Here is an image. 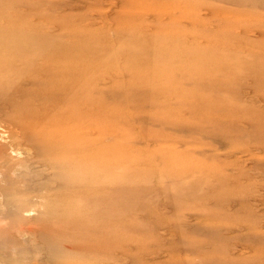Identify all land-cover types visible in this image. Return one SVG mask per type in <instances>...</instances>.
I'll use <instances>...</instances> for the list:
<instances>
[{
    "label": "rangeland",
    "instance_id": "374dc122",
    "mask_svg": "<svg viewBox=\"0 0 264 264\" xmlns=\"http://www.w3.org/2000/svg\"><path fill=\"white\" fill-rule=\"evenodd\" d=\"M0 148V264H264V5L0 0Z\"/></svg>",
    "mask_w": 264,
    "mask_h": 264
},
{
    "label": "bare ground",
    "instance_id": "6f19581e",
    "mask_svg": "<svg viewBox=\"0 0 264 264\" xmlns=\"http://www.w3.org/2000/svg\"><path fill=\"white\" fill-rule=\"evenodd\" d=\"M232 1H234V0H232ZM254 4H263L264 5V0H251ZM167 9V8H166ZM182 13H184V11L182 12ZM146 24V23H145ZM135 32H137V31H135ZM140 33V32H139ZM144 34V33H143ZM140 36V35H139ZM133 37H134V35H133ZM129 39V38H128ZM136 39V38H135ZM135 39H133V40H135ZM128 41V40H127ZM142 41V40H141ZM125 43V42H124ZM138 43V42H137ZM149 43V42H148ZM134 44V43H133ZM7 45H8V42L5 40V46L7 47ZM139 45V44H138ZM47 53H50V52H47ZM52 54H55V53H52ZM132 54V53H131ZM44 55H46V54H44ZM125 55V54H124ZM128 55V54H127ZM64 56V55H63ZM135 56H136V54H135ZM47 58H51V62H52V65L53 66H51V67H54L55 68V70H57V71H59V70H61L62 72H63V70L65 71V69H68V70H72L71 69V67L72 66H70V64L72 63V61L71 60H68V58H60V57H57V56H54L53 57V55H47ZM40 59V58H39ZM140 59H141V57H140ZM139 60V59H138ZM49 61V60H48ZM112 62V61H111ZM138 62V61H137ZM49 63H50V61H49ZM44 64V63H43ZM51 64V63H50ZM42 66V65H41ZM110 66V65H109ZM46 67V66H45ZM149 67V66H148ZM50 68V67H49ZM43 69V68H42ZM46 69H48V66H47V68ZM41 70V69H40ZM104 70V69H103ZM37 71V70H36ZM47 71V70H46ZM52 71V70H51ZM54 71V70H53ZM56 71V72H57ZM60 71V72H61ZM69 71V72H70ZM73 71H74V69H73ZM60 72H57V73H60ZM66 72V71H65ZM62 73V74H64L63 76L65 77V75L67 74V73ZM68 72V71H67ZM68 72V73H69ZM40 73V72H39ZM49 73V72H48ZM48 73L46 74V75H48ZM51 73V72H50ZM71 73V72H70ZM69 73V74H70ZM34 74H36V73H34ZM41 74H43L42 72H41ZM45 74V73H44ZM43 74V75H44ZM53 75H55V76H59V74H53ZM74 75V74H73ZM70 75H68L67 77H69ZM52 77V76H51ZM48 78V77H47ZM49 78H50V76H49ZM58 78V77H57ZM51 79V78H50ZM69 79H72V78H69ZM74 79V78H73ZM44 80V79H43ZM46 80V79H45ZM52 80V79H51ZM56 81V83H57V80H55ZM70 81V80H69ZM75 81V80H74ZM49 82V81H48ZM73 82V80H71V83ZM50 83H52V82H50ZM53 84V83H52ZM51 84V85H52ZM58 84H60V83H58ZM57 84V85H58ZM63 85H64V83H63ZM67 85V84H66ZM69 86V85H68ZM65 87V86H64ZM66 112V111H65ZM68 113V112H67ZM66 113V114H67ZM66 118H68V117H64V119H66ZM62 123V122H61ZM63 123H65V122H63ZM72 123V122H71ZM49 124V123H48ZM111 124V123H110ZM51 126V125H50ZM49 126V127H50ZM46 127V126H45ZM46 128H48V127H46ZM45 128V129H46ZM46 131V130H45ZM53 131H51V133H52ZM73 131H72V128H70V127H65V129L64 128H61L60 130H56V133H54L52 136H50L49 137V139H46V149L48 150V151H50V148H51V151H56L55 153H54V159L55 160H59V159H62L63 158V160H64V162L67 164V165H69V166H71V165H73V163H74V159L78 162V164L79 163H82V164H87V167L86 168H89V150L87 151V154L85 155L86 157L84 158V159H82L81 158V156H79V157H73V155L75 154V153H78V154H81V152H82V150H83V148H87V147H83V146H77L76 145V140H77V136L76 135H73V133H72ZM50 133V134H51ZM2 138V137H1ZM7 140V139H6ZM88 142V141H87ZM88 145H89V142L87 143ZM8 146V145H7ZM89 147V146H88ZM79 148V149H78ZM3 149H5V148H3ZM8 149V148H7ZM0 150H2L1 148H0ZM3 151H6V150H3ZM8 151V150H7ZM12 151V150H11ZM1 153V152H0ZM12 153H13V151H12ZM59 153H61V154H59ZM19 154V153H18ZM56 154V155H55ZM3 157V156H2ZM22 157V156H21ZM1 158V157H0ZM3 159V158H2ZM63 162V163H64ZM81 203V202H80ZM87 203V202H86ZM85 203V204H86ZM123 209V208H122ZM118 211H120V210H118ZM78 215V214H77ZM101 220V219H100ZM88 225H89V222H88ZM64 227V226H63ZM96 227H98V226H96ZM30 230V229H29ZM28 230V231H29ZM63 230V229H62ZM67 230V229H66ZM31 232V231H30ZM88 232V231H87ZM91 232V231H90ZM89 233V232H88ZM34 237V236H33ZM65 237V236H64ZM86 239V238H85ZM84 239V240H85ZM81 240L83 241V239L81 238ZM86 241V240H85ZM87 241H88V243H86V245H87V247H88V249H89V240L87 239ZM79 243H81L80 241H79ZM82 243H84V242H82ZM74 245V244H73ZM84 246V245H83ZM78 247V246H77ZM85 247V246H84ZM81 248V247H80Z\"/></svg>",
    "mask_w": 264,
    "mask_h": 264
}]
</instances>
